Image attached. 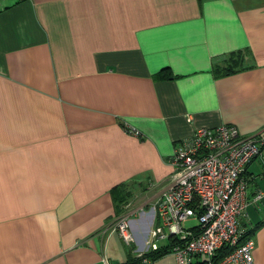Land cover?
I'll list each match as a JSON object with an SVG mask.
<instances>
[{
    "label": "crops",
    "instance_id": "crops-1",
    "mask_svg": "<svg viewBox=\"0 0 264 264\" xmlns=\"http://www.w3.org/2000/svg\"><path fill=\"white\" fill-rule=\"evenodd\" d=\"M219 125L264 130V0H0V264L117 263L121 216L140 250L174 147ZM245 179L264 264V161Z\"/></svg>",
    "mask_w": 264,
    "mask_h": 264
},
{
    "label": "built area",
    "instance_id": "built-area-1",
    "mask_svg": "<svg viewBox=\"0 0 264 264\" xmlns=\"http://www.w3.org/2000/svg\"><path fill=\"white\" fill-rule=\"evenodd\" d=\"M255 159L264 161V130L242 137L227 125L196 128L172 151V173L149 208L142 248L132 249L134 257L164 242L174 264H252V238L242 239L238 223L248 205L246 166ZM260 198L257 192L250 202ZM191 220L195 223L185 226ZM130 221L121 216L110 227L126 247L134 244ZM101 262L111 264L107 258Z\"/></svg>",
    "mask_w": 264,
    "mask_h": 264
},
{
    "label": "trees",
    "instance_id": "trees-1",
    "mask_svg": "<svg viewBox=\"0 0 264 264\" xmlns=\"http://www.w3.org/2000/svg\"><path fill=\"white\" fill-rule=\"evenodd\" d=\"M242 60H243V55L241 56L238 53L231 54L226 60L227 61L226 65L222 67L221 69L217 70V73L219 75H229V74L234 73L240 68V64L242 63ZM160 72H162L161 74L163 75L164 73L166 74L165 76L161 75V77L163 76V78H166V79L170 78L169 74L166 72V69H162V71ZM121 190H122V186H118L112 189V197L120 208L124 204L126 199L129 197L127 193L122 194ZM261 224L262 223H258L255 227H253L250 230H242V239L251 237V235L254 233V230L260 227ZM167 247L168 246H165V245L159 246L156 251L145 253L141 257L137 258V257H134V255L132 254L133 247L125 246V255H124L123 262L114 263V264H143L142 259H147L149 260L150 264H152L154 261L161 258L162 256L169 254Z\"/></svg>",
    "mask_w": 264,
    "mask_h": 264
},
{
    "label": "rangeland",
    "instance_id": "rangeland-1",
    "mask_svg": "<svg viewBox=\"0 0 264 264\" xmlns=\"http://www.w3.org/2000/svg\"><path fill=\"white\" fill-rule=\"evenodd\" d=\"M195 222L193 220H191L190 222H187L185 224V226H189L191 224H194ZM165 243L161 242L158 243L159 246H163ZM108 251L110 252V249L112 251V254H114V256L116 258H118L117 263L121 262L120 260L124 259V255H125V246L122 244V242L120 241V239L118 238L117 234H113L112 237L109 240V244H108ZM114 260V259H113ZM152 264H174V259L173 256L171 254H167L162 256L161 258L157 259L156 261H154Z\"/></svg>",
    "mask_w": 264,
    "mask_h": 264
}]
</instances>
